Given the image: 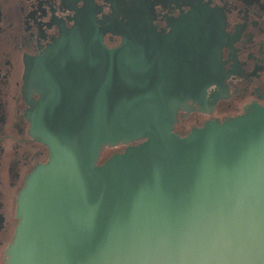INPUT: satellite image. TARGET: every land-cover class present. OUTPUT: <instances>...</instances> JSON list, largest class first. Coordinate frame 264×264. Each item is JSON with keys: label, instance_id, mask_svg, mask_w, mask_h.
<instances>
[{"label": "water", "instance_id": "1", "mask_svg": "<svg viewBox=\"0 0 264 264\" xmlns=\"http://www.w3.org/2000/svg\"><path fill=\"white\" fill-rule=\"evenodd\" d=\"M149 19H83L29 64L49 157L18 193L8 264H264V106L174 133L218 82V18L199 7L167 34Z\"/></svg>", "mask_w": 264, "mask_h": 264}, {"label": "flooded vegetation", "instance_id": "2", "mask_svg": "<svg viewBox=\"0 0 264 264\" xmlns=\"http://www.w3.org/2000/svg\"><path fill=\"white\" fill-rule=\"evenodd\" d=\"M199 7L213 9L218 18V82L207 87L199 111L191 101L177 110L172 131L179 136L207 121L243 115L252 105L264 106V0H0V264H8L18 193L49 157L48 146L33 134L39 95L27 83L29 64L83 19L100 28L119 26L143 11L150 26L167 34ZM103 42L115 48L122 37L105 32ZM129 144L112 147L108 156Z\"/></svg>", "mask_w": 264, "mask_h": 264}, {"label": "trees", "instance_id": "3", "mask_svg": "<svg viewBox=\"0 0 264 264\" xmlns=\"http://www.w3.org/2000/svg\"><path fill=\"white\" fill-rule=\"evenodd\" d=\"M112 150H113L112 147L103 148V150L101 152V156H100L99 162H102L104 160V158L107 157Z\"/></svg>", "mask_w": 264, "mask_h": 264}]
</instances>
